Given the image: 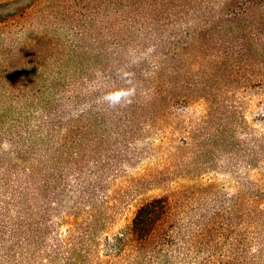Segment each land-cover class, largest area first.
<instances>
[{
	"label": "trees",
	"instance_id": "obj_1",
	"mask_svg": "<svg viewBox=\"0 0 264 264\" xmlns=\"http://www.w3.org/2000/svg\"><path fill=\"white\" fill-rule=\"evenodd\" d=\"M20 1L0 2V262L86 259L104 235L138 264L215 230L234 235L227 264H264V0H109L68 26ZM181 120L237 142L221 220L185 221L164 195L106 232L134 163L193 144Z\"/></svg>",
	"mask_w": 264,
	"mask_h": 264
},
{
	"label": "rangeland",
	"instance_id": "obj_2",
	"mask_svg": "<svg viewBox=\"0 0 264 264\" xmlns=\"http://www.w3.org/2000/svg\"><path fill=\"white\" fill-rule=\"evenodd\" d=\"M6 2V0H0ZM31 0H21L12 6H23L31 4ZM109 0H45L44 10L50 12L53 17L64 21L61 26H68L71 21L87 15L101 8L108 9ZM46 6V9H45ZM52 20V19H51ZM73 24V23H72ZM199 112V111H198ZM197 112V113H198ZM256 109L248 111V123L255 126ZM198 122H196L197 124ZM196 124H190L181 120L175 124V137L178 139L185 130L193 142L184 150H169V145L157 147L147 152L140 161L134 163L131 177L117 182V198L106 213L108 223L106 232L115 233L125 226L133 215L135 207L145 199L168 195L177 206L187 211L185 221L199 220L205 217L212 221L221 220L223 214L214 217L212 213L215 208H222L228 203L234 192V177L232 174L235 157L233 150L234 135L227 136L222 142L219 138L211 136L213 142L204 141L203 133H215L216 126H203L196 128ZM187 128V129H186ZM196 128V129H195ZM237 139V137H235ZM238 140H241L239 137ZM158 144V142H157ZM227 206V205H226ZM104 234V233H103ZM233 234L219 233L215 230L209 233L192 234L184 237L181 244L159 250L150 256V250L144 254L138 264H227L233 263V253H227L233 247ZM87 258L77 256L76 261L65 264H135L131 262L132 253L121 258L114 254L113 248L105 244L104 235L96 247L87 245L85 247ZM78 253V252H77ZM74 253V255H77ZM34 255L30 250L25 256ZM81 255V252L80 254ZM114 260V261H110ZM56 261L49 264H56ZM0 264H42L40 261H18L9 260ZM64 264V262H62Z\"/></svg>",
	"mask_w": 264,
	"mask_h": 264
}]
</instances>
